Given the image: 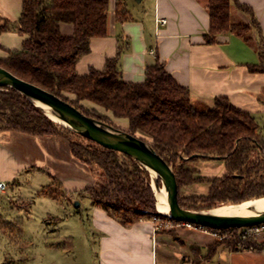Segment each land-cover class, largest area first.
I'll return each mask as SVG.
<instances>
[{
	"label": "trees",
	"instance_id": "obj_1",
	"mask_svg": "<svg viewBox=\"0 0 264 264\" xmlns=\"http://www.w3.org/2000/svg\"><path fill=\"white\" fill-rule=\"evenodd\" d=\"M233 6L251 18L250 24L232 22ZM207 10L211 20L210 32L205 36L207 45L217 44L218 36L224 34L252 43L251 32L260 30L252 10L239 0H208ZM109 14L110 0H23L16 29L29 38L21 50H6L0 45V50L8 54L0 58V68L70 103L85 116L147 142L172 165L179 190L182 186L209 184L207 196L189 202L179 199L183 209L208 211L264 198V132L251 114L233 106L229 99L220 97L213 108L196 109L189 89L179 85L160 62L146 69L144 83L125 82L120 62L130 42L122 37L117 56L108 60L103 70L91 69L86 76L78 74L77 65L91 52V41L107 37ZM130 20L129 12L119 5L117 23ZM62 24L73 26V36H63ZM10 30L11 22L0 17V36ZM259 52L262 62L251 66L250 72L264 74V45ZM85 103L115 119L127 120L128 129L99 117ZM0 132L66 139L73 158L85 165L96 181L78 197L88 198L93 207L123 226L154 216L176 223L157 213L148 171L132 158L53 122L14 89H0ZM207 157L220 158L225 163L226 172L221 178H202L196 169L186 168L188 162L210 160ZM51 186L60 187L57 182ZM42 195L49 193L43 191ZM17 228L21 233L18 225L4 223L0 218V236L13 242ZM238 231L233 230L232 239L214 244L208 259H213L221 246L235 251L242 243Z\"/></svg>",
	"mask_w": 264,
	"mask_h": 264
},
{
	"label": "crops",
	"instance_id": "obj_2",
	"mask_svg": "<svg viewBox=\"0 0 264 264\" xmlns=\"http://www.w3.org/2000/svg\"><path fill=\"white\" fill-rule=\"evenodd\" d=\"M239 3L252 10L260 27L251 32L252 43L224 34L218 36L217 44L207 45L205 36L211 26L208 0H110L108 35L91 41V52L80 59L77 72L86 76L91 69L103 70L107 61L117 56L122 37L130 42L120 62L125 82L144 83L146 69L160 62L179 85L189 89L196 109H211L217 98L224 97L260 123L264 120V74L251 73L250 67L262 62L264 0ZM119 5L129 12L130 21L117 23ZM22 11L23 0H0V17L11 22V30L0 36V45L6 50H21L29 38L16 29ZM157 17L166 19L167 25L157 29ZM231 19L239 24L251 22L234 6ZM61 33L71 37L74 28L62 24ZM7 57V52L0 50V58ZM123 121L127 124L123 129H128V121ZM29 173L46 177L48 185L59 183L62 194L68 196L78 197L96 184L89 169L73 158L66 139L0 132V183L8 185ZM88 210L91 231L99 237L98 264H213L219 253L227 257L224 264H264L261 243L245 244L253 247L246 251L221 246L209 260L211 248L219 242L204 230H177L176 236L171 231L155 234L149 218L126 227L91 202Z\"/></svg>",
	"mask_w": 264,
	"mask_h": 264
},
{
	"label": "rangeland",
	"instance_id": "obj_3",
	"mask_svg": "<svg viewBox=\"0 0 264 264\" xmlns=\"http://www.w3.org/2000/svg\"><path fill=\"white\" fill-rule=\"evenodd\" d=\"M66 97L74 99L70 95ZM84 105L113 125L121 128L127 125L126 121H118L90 103ZM258 124L264 132V120L260 119ZM186 168L196 169L200 177L207 179L221 178L226 172L225 163L220 160L188 162ZM29 174L8 183L5 193H0L1 220L21 229V233L18 228L14 231L13 242L0 236V264H98L99 237L91 231L88 210L91 201L75 194L68 196L64 191L62 194L59 187L48 185L46 177ZM209 187V184L182 186L179 199L189 202L207 196ZM43 191L49 195H42ZM80 201L82 206L77 208L76 203ZM182 229L166 227L161 231H171L176 236L175 231ZM258 240L264 245L263 239ZM225 262L226 255L219 253L213 264Z\"/></svg>",
	"mask_w": 264,
	"mask_h": 264
},
{
	"label": "water",
	"instance_id": "obj_4",
	"mask_svg": "<svg viewBox=\"0 0 264 264\" xmlns=\"http://www.w3.org/2000/svg\"><path fill=\"white\" fill-rule=\"evenodd\" d=\"M4 88L14 89L20 93L35 106L42 109L46 116L53 122L68 128L105 149L119 152L132 158L149 172L152 182V172L155 173L157 177L154 183L158 193L151 186L155 194L156 208L160 205L159 196L161 194V188L166 192V201L170 208L169 215L159 213L157 208L159 215L171 218L178 223L193 224L217 231L249 229L264 224V212H255V215L250 217H225L213 214L216 209L239 207L247 202L239 205H224L208 211L183 209L179 203V188L172 165H169L147 142L123 130L116 129L94 118L85 116L70 103L35 85L24 82L8 71L0 68V89ZM207 158L210 160H220V158L215 157ZM182 160L189 159L182 158ZM76 207L79 208L80 204L76 203ZM251 211L255 210L252 208Z\"/></svg>",
	"mask_w": 264,
	"mask_h": 264
},
{
	"label": "built area",
	"instance_id": "obj_5",
	"mask_svg": "<svg viewBox=\"0 0 264 264\" xmlns=\"http://www.w3.org/2000/svg\"><path fill=\"white\" fill-rule=\"evenodd\" d=\"M168 21L164 18L157 17L156 19V27L159 29L161 26H166ZM7 188V185L5 183H0V193L3 192ZM150 221L153 223V233H157L161 231L164 228L168 227H173V228H183V229H188V230H195V229H200L204 230L205 232L211 234L213 237L217 238L218 241H226L230 240L234 237V229L228 230V232H211L206 230V228L199 227L193 224H188V223H173L171 221H168L165 218H160V217H151L149 218ZM165 225V226H164ZM238 236L240 237L242 243L239 244V248L243 250H252L253 247H247L244 243L245 242H252L253 244H259L258 239H263L264 240V224L256 227H252L249 229H241L238 231Z\"/></svg>",
	"mask_w": 264,
	"mask_h": 264
},
{
	"label": "bare ground",
	"instance_id": "obj_6",
	"mask_svg": "<svg viewBox=\"0 0 264 264\" xmlns=\"http://www.w3.org/2000/svg\"><path fill=\"white\" fill-rule=\"evenodd\" d=\"M56 120V119H54ZM57 121V120H56ZM153 175V182L152 186L156 193L158 191L155 188V179L157 175L152 172ZM159 204L158 205V212L164 215H169L170 213V208L167 205L166 201V192L163 188H161V194L159 196ZM254 209L255 211H251V209ZM256 213H261L264 212V198L262 199H255L254 201L247 202L239 207H223L216 209L213 214L217 216H225V217H250L254 216Z\"/></svg>",
	"mask_w": 264,
	"mask_h": 264
}]
</instances>
